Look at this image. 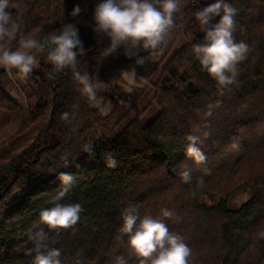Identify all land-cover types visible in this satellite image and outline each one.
I'll use <instances>...</instances> for the list:
<instances>
[{
	"label": "trees",
	"instance_id": "1",
	"mask_svg": "<svg viewBox=\"0 0 264 264\" xmlns=\"http://www.w3.org/2000/svg\"><path fill=\"white\" fill-rule=\"evenodd\" d=\"M16 2L19 9L10 11L25 34L75 24L85 49L77 68L96 79L99 50L109 44L97 43L93 31L100 0H11ZM227 2L237 10L233 38L248 46L237 80L227 88L192 52L193 44L204 42L193 15L207 6L202 1L193 0L176 15L171 42L167 38L159 48L131 57L123 47L110 54L117 67L157 74L147 87L152 85L158 114L147 124L142 120L148 108H131L137 116L130 120L115 118L113 110L101 115L81 95L72 69L53 72L43 54L23 79L20 100L6 90L9 74L0 68V264H33L26 254L33 247L29 234L41 228L50 236L49 247L60 250L61 264H117V257L139 264L120 231L129 205L141 218L163 219L191 249L192 264L206 243L214 249L207 264H264V238L258 235L264 230V0ZM76 6L81 11L73 17ZM181 35L188 42L175 49ZM140 56L145 62L136 64ZM64 112L72 114L70 122L61 119ZM189 135L200 137L203 163L186 156ZM85 145L92 146L91 154ZM108 157L115 167L107 166ZM254 160L260 165L246 172ZM186 168L188 182L180 176ZM61 173L75 183L60 202L80 204L82 212L77 224L55 233L41 223L40 213L53 206ZM243 186L252 195L232 208L231 196ZM162 210L173 218H164Z\"/></svg>",
	"mask_w": 264,
	"mask_h": 264
},
{
	"label": "clouds",
	"instance_id": "2",
	"mask_svg": "<svg viewBox=\"0 0 264 264\" xmlns=\"http://www.w3.org/2000/svg\"><path fill=\"white\" fill-rule=\"evenodd\" d=\"M20 3L11 0H0V68L9 76L15 74L26 79L37 66V55L43 54L52 65L53 72L72 69L73 78L77 82L81 95L86 97L90 106L98 109L101 115H108L111 104L98 98L99 81L87 71L81 73L78 66V55L85 54L79 30L73 23H65L60 29L42 32L39 35L25 34L21 24L14 19L10 8L19 9ZM181 10V0H100L94 8L95 27L93 31L97 43L104 39L109 44L104 48V56L114 53L123 47L125 55H137L140 49L155 50L169 37L176 24V15ZM79 6L73 8V17L80 13ZM237 10L227 0L200 7L195 11L194 18L205 33L203 43L192 45V52L202 69L214 78L218 85L227 88L236 82L237 65L242 62L248 52L247 44L236 42L233 38L234 17ZM219 17L218 22L213 21ZM145 57L136 59V64H143ZM130 82H135V68L121 73ZM128 91H132L131 88ZM75 107V106H74ZM211 108V105L209 106ZM71 115L64 112L61 119L70 122ZM206 115L210 116L211 111ZM186 156L197 164L206 160L204 153L197 144L200 137L189 135ZM91 145H85L84 151L91 154ZM107 166L115 167L112 157L106 158ZM181 179L188 182L190 170L180 173ZM59 179L61 189L52 198L51 208L40 213V221L51 232L58 233L61 229L73 227L80 219V204H63L60 201L71 191L75 181L71 174L61 173ZM123 224L120 229L127 235V247L130 253L138 258L139 264H190L191 249L182 238L171 233L163 219L150 215L142 218L138 208L129 205L122 212ZM166 219L173 218L169 210H162ZM264 238V230L258 233ZM29 240L33 247L26 252L33 256V264H61L59 249L50 248V236L43 228L30 232ZM117 264H126L123 257H117Z\"/></svg>",
	"mask_w": 264,
	"mask_h": 264
},
{
	"label": "rangeland",
	"instance_id": "3",
	"mask_svg": "<svg viewBox=\"0 0 264 264\" xmlns=\"http://www.w3.org/2000/svg\"><path fill=\"white\" fill-rule=\"evenodd\" d=\"M193 0H181V10L177 13L178 15H182L184 9L191 4ZM205 2L207 4L215 2V0H198ZM46 28H42L37 30V34L39 35L42 32H47ZM168 37V41L171 42L175 38V34ZM188 39L185 36H180L177 41L175 42L174 48L177 49L182 45L186 44ZM38 61V56H37ZM97 67L95 72V77L99 81L100 88L97 92L98 98H102L104 103L111 104V110H113L114 117L120 118L125 116L126 120H130L137 115L135 111L130 113V109H138L139 111L148 108L147 115L143 118V124H147L150 122L157 114L158 108L152 104V95L153 89L152 85L150 88L147 87L148 79L150 83H154L157 79V74L151 73L149 70L143 75H137L135 77V82H130L127 78L121 75L122 72L128 71L127 68L117 67L113 64L111 60L110 54L104 56V50L101 48L99 50V55L97 58ZM38 65V63H37ZM150 75V76H149ZM23 79L15 74V70H13V75L9 76L6 80L5 88L6 90L13 95L14 98L17 100L22 99V93L20 88L23 86ZM131 88L132 91H128ZM111 113V111L109 112ZM108 113V114H109ZM256 160L253 163L246 167V172L250 171L254 166H259V163H256ZM237 181V180H236ZM234 181V182H236ZM252 195V189L248 186H243L241 189L236 191L230 199L229 205L232 208H236L240 206L242 203L246 202L250 196ZM207 203L210 204V201L206 200ZM256 234V233H255ZM255 240V238L253 239ZM214 249L209 247V244L206 243V247L202 252L199 250L197 251V257L195 258L194 264H207L205 258L207 253L211 255ZM255 253L258 254L260 249H255ZM247 259V258H246ZM198 260V261H197ZM191 262L190 264H192ZM219 264H223L220 262Z\"/></svg>",
	"mask_w": 264,
	"mask_h": 264
}]
</instances>
